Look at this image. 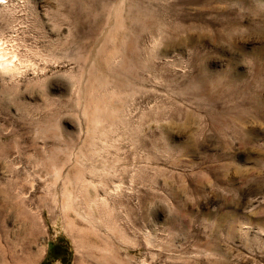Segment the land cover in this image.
Masks as SVG:
<instances>
[{"label": "rangeland", "instance_id": "374dc122", "mask_svg": "<svg viewBox=\"0 0 264 264\" xmlns=\"http://www.w3.org/2000/svg\"><path fill=\"white\" fill-rule=\"evenodd\" d=\"M131 1L189 30L98 88L114 0L0 2V264H264V0Z\"/></svg>", "mask_w": 264, "mask_h": 264}, {"label": "bare ground", "instance_id": "6f19581e", "mask_svg": "<svg viewBox=\"0 0 264 264\" xmlns=\"http://www.w3.org/2000/svg\"><path fill=\"white\" fill-rule=\"evenodd\" d=\"M5 1H7V0H0V2L2 3V2H5ZM139 1V0H138ZM144 2H146L145 0H143ZM127 2H128V0H127ZM109 3V2H108ZM134 3H136V1L135 2H133V1H131L130 2V6L129 5H127V6H129V7H131V12L129 11L126 15L128 16V20H130L132 23H140V24H142V30H141V32L139 31V30H136V31H139L140 33H134V32H132L133 34H131L130 35V33H129V31H125V30H120V29H123V27L124 26H120L121 25V23L120 22H123V20L125 21V19L124 18H122V16H124L125 17V14H124V11H125V9H124V3L123 2H121V0H114V4L111 6V8H110V6L108 7L109 9H108V11L110 12L109 13V15H110V19H114L115 20V25H116V28L115 29H113V30H110V31H108V33L106 34V37L104 38V39H106V42L107 41H109V40H111V42L113 41L114 43H115V46L113 45V47L111 48V50H109L107 47H106V43L104 44V46H103V48H100V50H96L95 48H91L90 50H88V52H87V54L85 55V59H86V62L88 61V66H87V69H86V72H88L89 73V75H90V78L92 79V80H94V83L93 84H95V85H97V83H98V85H97V88L99 87V86H102V85H104V82H108V77H105L104 75L105 74H103V69H101V67H105V69H107L106 71H108V73L110 72V73H115L116 72V69H114V67H113V60L115 59V58H120V62H121V65H122V67H123V69H124V67L125 68H127L128 70H130V67H129V65H130V63H132L133 61H135L139 56H140V50H139V47H138V37L139 38H142L143 37V35H146L147 33H150L152 36L154 35V39H156L158 42H159V37L161 38L162 36H164V32L165 31H169L170 33L169 34H172L173 36L175 35V37H176V35H178V36H180V38H181V35H182V33L180 34V32H183L182 30H184V31H188L189 30V28H187V27H182V28H180L179 26H177V24L176 25H166L165 24V22H164V24L166 25V26H163L164 24H160V25H154V24H156L155 22L152 24V22H153V20H152V18L154 17V18H156V16H152V18H151V16H149L147 13H146V11H144L141 7H139V6H135L134 5ZM139 3V2H138ZM107 4V3H106ZM124 4V5H123ZM140 4V3H139ZM146 4V3H145ZM149 4V3H148ZM105 5V4H104ZM103 5V6H104ZM147 5V4H146ZM153 5V4H152ZM104 9H105V11H104V13L106 12V8L105 7H103ZM126 8V7H125ZM137 8V9H136ZM150 8V7H149ZM111 9V10H110ZM136 9V10H135ZM102 10V9H101ZM130 10V9H129ZM133 10H135V12L133 11ZM147 10V9H146ZM107 11V12H108ZM155 13V12H154ZM108 14V13H107ZM106 14V15H107ZM157 14V13H156ZM155 14V15H156ZM106 17V16H105ZM107 17H109L108 15H107ZM106 17V18H107ZM159 18V17H158ZM158 18L156 19V20H158ZM121 19H123V20H121ZM106 21H108V19L106 20ZM159 22V21H158ZM106 24H107V22H105ZM104 23V24H105ZM125 23H127V21H125ZM131 23V24H132ZM160 23V22H159ZM105 24V25H106ZM172 24V23H171ZM126 25H128V24H126ZM131 26V25H130ZM129 26V27H130ZM115 27V26H114ZM121 27V28H120ZM125 29V28H124ZM128 28H126V30H127ZM120 31V32H119ZM122 31H125V32H122ZM135 31V32H136ZM191 31V30H190ZM167 34V33H166ZM165 34V35H166ZM133 35H135V36H133ZM159 35H161V36H159ZM148 36V35H147ZM150 36V35H149ZM177 36V37H178ZM152 38V37H151ZM184 38V37H183ZM17 39V38H16ZM15 39V40H16ZM143 39H144V37H143ZM145 39H146V37H145ZM144 39V40H145ZM8 40V39H7ZM10 40H12V39H10ZM13 40H14V38H13ZM12 40V41H13ZM14 40V41H15ZM153 40V39H152ZM155 40V41H156ZM13 41V42H14ZM18 41V40H17ZM105 41V40H104ZM145 41H147V40H145ZM154 41V40H153ZM156 41V42H157ZM10 42V41H9ZM142 42H143V40H142ZM6 42L5 41H3V38H1L0 39V72L1 73H11V74H14V73H16V72H18L19 73V69L25 64V63H27L26 61H25V59L22 57V59L20 58V51H19V49L17 50V44H13V45H11L10 47L12 48L11 49V51H6L5 49H4V44H5ZM12 43V42H11ZM10 43V44H11ZM94 43H96V42H94ZM21 44V43H20ZM102 44V43H101ZM156 44V43H155ZM6 46H8V45H6ZM21 45H19V47H20ZM147 46V45H146ZM143 47H145V46H143ZM154 47V46H153ZM10 49V48H9ZM149 50V49H148ZM153 50V49H152ZM22 52V51H21ZM143 53H144V50L142 51ZM149 52H151V51H149ZM154 52V51H153ZM78 53V52H77ZM79 54H81V53H79ZM78 54V55H79ZM72 55H73V53H72ZM146 55V54H145ZM76 57H77V55H76ZM79 57H82L81 55H79L77 58L79 59ZM141 57V56H140ZM139 57V58H140ZM142 57H143V55H142ZM144 57H148V56H144ZM26 58V57H25ZM99 58V59H98ZM24 59V60H23ZM74 59V58H73ZM75 60V59H74ZM98 60V61H97ZM141 61H142V59H140ZM139 60V61H140ZM144 60V59H143ZM77 61H79V60H77ZM146 61V60H145ZM95 62H96V64H95ZM98 62H99V65H98ZM143 62V64H144V61H142ZM30 63V62H29ZM29 63H28V65H29ZM138 63H140V62H138ZM140 64H142V63H140ZM139 64V65H140ZM147 64V63H146ZM27 65V64H26ZM27 65V66H28ZM34 65V64H33ZM136 65V64H135ZM26 66V67H27ZM24 67V66H23ZM113 67V68H112ZM44 70V69H43ZM25 71H27V69L25 70ZM42 72H44V71H42ZM22 73V72H21ZM109 73V74H110ZM112 73V74H113ZM16 75V74H15ZM113 75H116V74H113ZM115 77V76H114ZM110 78V77H109ZM113 78V77H112ZM88 81V80H87ZM89 83V82H88ZM92 83V82H91ZM131 83V82H130ZM93 84H91V85H93ZM126 84V83H125ZM86 85V84H85ZM95 85H93V86H95ZM120 85V84H119ZM128 85V84H127ZM131 85V84H130ZM77 86H78V88H80V86H81V84L79 83V81L77 82ZM124 86V85H123ZM76 87V86H75ZM92 87V86H91ZM91 87H89L90 88V90L91 89H94V88H91ZM120 87H121V85H120ZM130 87V86H129ZM88 88V87H87ZM87 91V90H86ZM91 93H92V91H90ZM94 92V91H93ZM93 95H94V93H92ZM92 94H91V96H92ZM108 97V96H107ZM105 98H106V95H105ZM104 98V99H105ZM109 98V97H108ZM107 99V98H106ZM109 100V99H108ZM92 101V100H91ZM103 102V101H102ZM110 102V101H109ZM94 103V102H93ZM98 103V102H97ZM108 103V102H107ZM107 103H104L103 105H106L107 106ZM100 104H101V101H100ZM109 104V103H108ZM97 105H99V104H97ZM101 106V105H100ZM111 106V105H110ZM110 106H108V107H110ZM96 107V106H95ZM112 108V107H111ZM94 109L95 108H93V112H95L94 111ZM107 109H109V108H105V106H103L101 109H96V115L100 118V119H104L105 118V120H106V118L107 119H111L112 118V115H113V113L112 114H110L109 113V111L107 110ZM109 110H111V109H109ZM92 111V110H91ZM115 113V112H114ZM118 113V112H117ZM116 113V114H117ZM117 117V116H116ZM116 117H114L115 119H116ZM99 118H97V119H99ZM96 121V120H95ZM98 121H100V120H98ZM104 121V120H103ZM99 123V122H98ZM98 125V124H97ZM82 174V173H81ZM117 185H115V187H116ZM66 204H67V202H66Z\"/></svg>", "mask_w": 264, "mask_h": 264}]
</instances>
